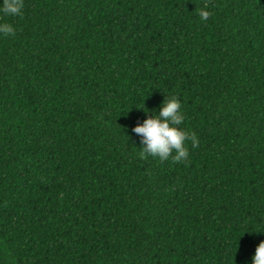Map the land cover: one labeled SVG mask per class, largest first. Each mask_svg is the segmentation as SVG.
Returning <instances> with one entry per match:
<instances>
[{"label":"trees","instance_id":"1","mask_svg":"<svg viewBox=\"0 0 264 264\" xmlns=\"http://www.w3.org/2000/svg\"><path fill=\"white\" fill-rule=\"evenodd\" d=\"M0 21V264H251L264 0H23ZM167 95L199 141L183 162L131 132Z\"/></svg>","mask_w":264,"mask_h":264},{"label":"clouds","instance_id":"2","mask_svg":"<svg viewBox=\"0 0 264 264\" xmlns=\"http://www.w3.org/2000/svg\"><path fill=\"white\" fill-rule=\"evenodd\" d=\"M23 0H0V15L15 16L21 14ZM198 15L201 20H207L211 12L207 6L200 7ZM15 27L8 22L0 21V35H13ZM146 115L142 122L131 128L132 133L141 137L138 155L141 158L152 156L161 161L171 158L176 162H183L189 156L187 141H191V147H197L199 141L195 133L181 127L185 117L181 102L174 95H167L162 100L158 111ZM251 264H264V240L256 246Z\"/></svg>","mask_w":264,"mask_h":264}]
</instances>
